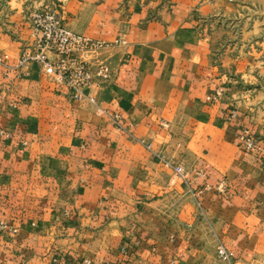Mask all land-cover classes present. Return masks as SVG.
I'll use <instances>...</instances> for the list:
<instances>
[{"label": "crops", "instance_id": "1", "mask_svg": "<svg viewBox=\"0 0 264 264\" xmlns=\"http://www.w3.org/2000/svg\"><path fill=\"white\" fill-rule=\"evenodd\" d=\"M197 1L0 0V56L9 65L34 44L30 14L57 5L69 30L106 45L82 58L112 72L107 87L91 89L98 104L89 106L37 64L18 79L0 65V223L12 230L0 237V264L67 255L219 264L220 243L238 264L264 259V143L244 152L243 119L224 120L240 105L236 90L207 105L223 62L189 24ZM143 144L203 176L182 184ZM223 178L226 195H194ZM65 222L72 229L64 234Z\"/></svg>", "mask_w": 264, "mask_h": 264}, {"label": "rangeland", "instance_id": "2", "mask_svg": "<svg viewBox=\"0 0 264 264\" xmlns=\"http://www.w3.org/2000/svg\"><path fill=\"white\" fill-rule=\"evenodd\" d=\"M162 2L168 5V7L171 6L169 1ZM195 4L196 5L192 7L193 9L189 17V24L197 28L203 38H205L209 45L208 51L211 56H213L216 61L220 60L223 62V69L221 71L223 82L220 86L213 90V94L207 96V105H216L219 102L220 97L224 95L225 88H232L236 90L238 92L237 96L241 95V98L239 99L240 105L239 107L237 105L228 106L229 111L227 110L228 112L224 116V120L228 123H234L243 119L242 126L239 129V132L241 133L238 135V146L246 153L254 152L257 150V143H264V0H200V2L197 1ZM41 12L56 14L61 20V23L67 28L61 10L57 5L42 7L32 12L29 16V20L31 29L34 31V44L30 48H23L17 61L13 65L8 64L6 56H0V65L5 68L6 77H8V74L12 72L16 75L15 79L20 78V76H18L19 73L11 69V67L17 64L23 52H28L30 54H34L36 52L35 44L38 36L34 27L33 16L36 13ZM75 34L89 38L78 33ZM91 40L102 44L103 46L94 50L80 52L77 55L78 60L84 62L91 73L92 82L90 87L86 90L89 97H91L89 95L91 89L94 87H107L112 80L111 67L107 63L103 61L90 63L82 58V54L84 53H100L102 50H105L106 45L104 43L94 39ZM30 64H37L41 66L38 63L31 62L23 70H25ZM99 67H103L107 70L108 77L106 79L98 76ZM41 68L47 76L55 77L60 81L61 87L64 88L72 101L83 105L93 106L86 101L73 100L70 90L65 87L61 80L57 76L47 74L43 66H41ZM22 73L23 71L21 74ZM91 98H93L97 103V98ZM118 117L120 116L118 115ZM117 130L121 132L125 131V129H122L120 126ZM181 131L182 133L184 132L183 130ZM181 131H178V135H180ZM186 133L189 132L187 131ZM245 134H247L253 142V147L251 149L245 147L241 142V137ZM143 146L148 150V152L153 151L150 144H143ZM188 147H193V145H188ZM152 153L156 158L160 159L159 161L161 163L166 160L164 156L154 151ZM166 161L172 166H181L187 172L188 178L193 174H195L196 177H201L204 174L202 168L188 169L187 167H184L183 164L178 163L177 165L169 160ZM199 172L201 173L200 176L197 175ZM220 182H225V185H227V189L224 193H219L216 189H214L218 184H220ZM206 188L210 189L206 191ZM228 189L229 181L226 178H223L213 186L197 188L196 192L204 190V195L212 191L222 196L227 194ZM194 195L196 196V194ZM198 203L200 202L198 201ZM9 228L10 226L0 223V237L2 234H11L12 230ZM71 229L72 226L70 224L67 222L62 223L61 230L64 234L68 233L67 230ZM15 239L18 238L15 237ZM124 251L125 250H121L122 255H125ZM95 258L96 257L67 255V257L65 256L61 259L62 261H67L68 264H80L84 260H88L92 264H95V262L98 261V259ZM21 259L22 261L24 260L23 258ZM61 259L59 258L60 262H62ZM56 261L57 262H52V264H60L58 259ZM65 263L66 262L63 264ZM20 264L23 263L20 262ZM101 264H104V262ZM259 264H261V262Z\"/></svg>", "mask_w": 264, "mask_h": 264}, {"label": "built area", "instance_id": "3", "mask_svg": "<svg viewBox=\"0 0 264 264\" xmlns=\"http://www.w3.org/2000/svg\"><path fill=\"white\" fill-rule=\"evenodd\" d=\"M33 22L38 36L35 44L36 52L34 54L23 52L17 64L11 69L17 71L18 76H20L29 63H38L43 66L47 74L57 76L61 80L65 87L70 90L73 100L86 101L93 106H97L96 101L86 93L92 82L91 73L87 65L78 60L77 55L80 52L94 50L103 45L71 32L61 23L56 14L50 12L36 13L33 16ZM98 76L106 79L108 77L107 70L99 67ZM117 119L118 117L115 118L116 121ZM241 142L248 149L253 147V142L247 134L241 137ZM163 163L166 167L173 169L177 179L184 185H188L187 172L181 166H172L166 160ZM197 175L200 176L201 173L199 172ZM209 189L206 188L205 190ZM214 189L219 193H224L227 185H225V182H220ZM203 191L196 192L195 190L194 194L202 196ZM216 257L219 264H238L234 254L223 244L218 245ZM53 262L57 261L54 260ZM80 264L92 263L84 260ZM261 264H264V259Z\"/></svg>", "mask_w": 264, "mask_h": 264}]
</instances>
